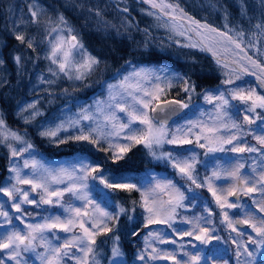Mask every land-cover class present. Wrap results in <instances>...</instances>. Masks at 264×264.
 I'll return each instance as SVG.
<instances>
[{
    "label": "snow or ice",
    "instance_id": "6c2138e0",
    "mask_svg": "<svg viewBox=\"0 0 264 264\" xmlns=\"http://www.w3.org/2000/svg\"><path fill=\"white\" fill-rule=\"evenodd\" d=\"M137 3L147 5L140 11L166 36L156 40L143 29V48L151 44L156 62L126 61L108 79L96 75L106 61L63 13L42 20L48 14L39 0L29 5V22L46 25L43 39L14 32L33 53L47 44L42 54H13L19 70L28 60L48 61L47 75L41 71L33 85L46 97L20 103L16 117L50 147H76L68 158L49 159L27 129H13L0 111V147L8 154V175L0 181V264H101L97 257L109 240L107 264H264V0L258 8L237 0L241 17L249 8L258 12L255 23L248 17L247 34L230 27L227 8L212 0L223 13L220 27L197 19L180 0ZM113 6L127 14L126 30H139L127 0ZM86 10L98 25L115 27L98 4ZM171 48L192 50L189 70L172 66ZM195 53L210 56L220 71L215 87L198 92L189 74L197 71ZM4 63L0 56V68ZM62 81L70 84L57 95L53 86ZM95 83L99 93L91 102L73 97L45 116L42 100L50 105ZM137 147L155 167L132 166ZM161 165L167 174L157 170ZM120 193L139 199L129 206ZM102 234L108 240L97 244ZM121 236L142 246L128 257Z\"/></svg>",
    "mask_w": 264,
    "mask_h": 264
},
{
    "label": "trees",
    "instance_id": "16d2710c",
    "mask_svg": "<svg viewBox=\"0 0 264 264\" xmlns=\"http://www.w3.org/2000/svg\"><path fill=\"white\" fill-rule=\"evenodd\" d=\"M71 3L76 6L84 4L85 7L82 9H87V6L99 5L102 10L103 18L105 21L109 22L115 27H103L99 25L89 24L87 27H84L82 24L83 20L81 17L74 15L68 9L63 7L56 8L50 5L47 0H39V4L42 5L48 16L42 17V20L46 21L48 17L55 19L58 13H63L65 17L81 32L84 43L86 47L89 48L93 54H97L95 49L98 47H106L108 49H113L119 55L123 54L125 57H128L126 61H132L133 63L149 64L155 63L157 57L150 56L149 52H140L136 50H130L132 44L129 40V36L132 33H135L137 28H127L124 21V15L120 14L113 6V1L111 0H69ZM136 5V1L132 0ZM245 6L249 4L257 3V0H244ZM32 3V0H0V56L5 60L2 69V77L0 81L6 80L7 83L0 85V111H2L10 126H14L21 130L22 132L27 129L29 135L32 137L33 141L40 148L42 152L48 155L49 158H62L70 157L76 146H61L60 148L50 147L47 142L41 141L35 135L34 125H25L20 119L16 117V110L20 103L25 100H32L37 97H46V93L40 92L38 90H33V85L36 84V77L41 72L46 73V68L48 66V61L39 60L33 61L28 60L24 68L19 70L12 60L13 54H22L27 56H35L37 53L42 54L46 49L47 44L41 43L37 48V52L33 53L31 49H27L24 45H21L18 41L14 39V32L23 30L26 38L32 36L39 43L43 37L46 35L45 24L39 26L32 24V27H29L30 21V12L29 5ZM181 5L188 11L190 14L194 15L197 19H206L207 22L213 26L220 27L224 24L223 13L221 11H215L212 9L211 5L208 3V0H180ZM212 3L217 5V8L220 5H224L228 12L229 16V26H241L247 30L250 28L248 23V17H253V23H255V17L258 16V12H253L251 8L248 10V17H241L240 15V6L237 3V0H212ZM81 8V7H80ZM258 8V3H257ZM134 24H137L136 18L134 16L129 17ZM29 22V23H28ZM119 32V34H117ZM136 34V33H135ZM252 55V53H249ZM130 57V58H129ZM203 63H197V71L195 74H192L189 71V74L192 76V79L196 80L198 85V92L203 89L215 87L220 83V80L223 79L220 73L210 71V67H214V62L208 57L205 53H201ZM168 60L171 61L172 66L181 69L182 71L189 70V63H183L171 55L168 56ZM126 61L121 62L118 70L122 69ZM117 71V70H116ZM115 71V72H116ZM114 73V72H113ZM111 73L110 76L113 74ZM109 76V77H110ZM109 77H104L102 79H108ZM247 79V78H246ZM70 82L62 81L60 84L54 85L56 89V94L59 95V89L61 86L68 87ZM47 87V85H39V88ZM72 96L64 97L59 96L54 103L48 104L47 99L42 100V106L45 111V116L52 114L57 111L66 101L73 99V97H78L83 102L84 100L91 101L92 97L99 93V84H93L92 88L89 89H75L71 90ZM173 97H177L173 95ZM198 97H194V102ZM133 153H138V155H133V164L132 166L140 171H143L145 168L152 167L153 164L150 163L149 158L144 154V150L141 147L133 149ZM101 158L104 154H99ZM132 155V154H130ZM8 166V154L7 150L3 147H0V181L5 179L8 175L7 173ZM108 166H112L108 162ZM163 168V166H159ZM202 172V171H201ZM121 202H124L126 199L138 200L137 193H120L118 197ZM139 211V210H138ZM122 222H123V218ZM98 244L101 240H108V235L102 234L97 237ZM139 243L138 238H134L132 242L126 239L124 236H121L120 244L123 247L126 256L131 257L133 253L137 250ZM111 241L107 244H104L101 247V250L106 252L105 257L101 259L98 258L101 264L107 262V259L110 257V248ZM107 255H109L107 257ZM107 264V263H106Z\"/></svg>",
    "mask_w": 264,
    "mask_h": 264
},
{
    "label": "rangeland",
    "instance_id": "374dc122",
    "mask_svg": "<svg viewBox=\"0 0 264 264\" xmlns=\"http://www.w3.org/2000/svg\"><path fill=\"white\" fill-rule=\"evenodd\" d=\"M113 1V0H111ZM136 1V0H135ZM47 2L52 5L53 7L56 8H60L63 7L64 9H68L69 11H71L74 15H77L78 17H81L83 22L82 24L84 25V27H87V25L89 24H94V25H98L97 23V17H95L94 13L90 14L87 10L82 9L78 6H76V4L74 5L73 3H71L69 0H47ZM137 2V1H136ZM127 5L130 9L131 15L134 16L136 18V22L139 25V30H136L135 33H132L131 39H129L132 44L130 50H136V51H140V52H148L151 51V44H149V50L145 51L143 48V41L145 39H148L147 37H145L144 33H143V29L147 28L151 34V37L159 40V39H163L166 36V32L163 28H158L155 27L154 24L156 23L154 21V19L152 17L146 16L144 15L141 11L140 8L144 7L146 8V5H141L136 3V5L132 2V0H127ZM121 7L124 6V4L120 5ZM29 23V22H28ZM100 26V25H99ZM29 27H32V24L29 23ZM96 53L100 54L101 56H103V60L106 61V66L102 65L101 69L102 71L96 75H98L101 79L104 77H109L111 73L115 72L116 70H118L119 65L121 64V62H124L127 60L128 57H125L123 54L119 55L117 52H115L113 49H108L106 47H98L95 49ZM192 50H187V49H179V48H171L169 49L170 55L175 58L176 60L183 62V63H189L191 57L189 55H187L188 52H190ZM195 59L197 60V63H203V59L201 57V53H195L194 54ZM130 58V57H129ZM210 71L213 72H217L220 73V71L217 69V66L214 64V67H210ZM0 77H2V69L0 68ZM93 79H95V76L93 77ZM86 90V89H85ZM259 91V89H257ZM176 91L177 90H173V95H176ZM182 95V94H181ZM177 98V97H176ZM205 107H211L210 105H205ZM13 129L19 130L18 128L11 126ZM21 131V130H19ZM22 132V131H21ZM250 139V138H249ZM252 143H255L254 141H252ZM64 159V158H62ZM251 162V161H249ZM155 166V165H153ZM170 171V170H169ZM201 175H204L203 170H201ZM139 198V196H138ZM129 202V206H130V201L133 199H126ZM136 200V199H135ZM139 209H137L138 211ZM97 244H98V240H97ZM139 246L137 247V249H139L142 244L139 241ZM162 247H167V246H162ZM106 252H104L103 250L100 251L99 255L97 258L101 259L103 257H105ZM109 255H107L108 257ZM107 262H104V264H106Z\"/></svg>",
    "mask_w": 264,
    "mask_h": 264
},
{
    "label": "water",
    "instance_id": "95a60500",
    "mask_svg": "<svg viewBox=\"0 0 264 264\" xmlns=\"http://www.w3.org/2000/svg\"><path fill=\"white\" fill-rule=\"evenodd\" d=\"M137 1V0H136ZM147 6V5H146ZM210 57V56H209ZM250 79H253V78H250Z\"/></svg>",
    "mask_w": 264,
    "mask_h": 264
}]
</instances>
